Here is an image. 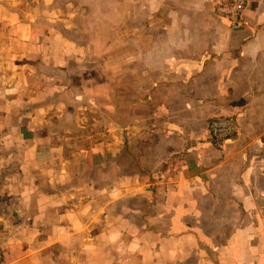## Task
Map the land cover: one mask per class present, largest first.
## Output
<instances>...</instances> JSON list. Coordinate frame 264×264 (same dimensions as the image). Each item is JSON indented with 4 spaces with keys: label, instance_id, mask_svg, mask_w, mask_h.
<instances>
[{
    "label": "crops",
    "instance_id": "crops-1",
    "mask_svg": "<svg viewBox=\"0 0 264 264\" xmlns=\"http://www.w3.org/2000/svg\"><path fill=\"white\" fill-rule=\"evenodd\" d=\"M214 2L206 1L203 15L197 3L178 0L181 16L203 17L195 30L175 22L165 27L172 38L157 41L151 56L142 51L141 74L156 72L131 109L141 105L148 117L125 118L121 138L117 125H109L89 146L74 135L76 107L60 100L78 44H69L61 28L40 26L16 10L13 34L0 40V264H264V234L249 227L264 222L249 184V143L240 146L239 173L231 158L239 150L226 153L239 128L221 148L189 138L192 120L207 122L206 130L219 114L257 117L264 127V0H247L249 24L239 30L214 12ZM186 30L203 36L181 39ZM135 174L156 180L137 182ZM118 177L126 187H118ZM148 187H169L163 211L147 210L156 195ZM133 192L150 200L138 219L132 204L118 203ZM202 199L217 220L222 205L250 215L228 219L234 227L214 247L215 258L199 244ZM163 215L162 229L156 225Z\"/></svg>",
    "mask_w": 264,
    "mask_h": 264
},
{
    "label": "rangeland",
    "instance_id": "rangeland-1",
    "mask_svg": "<svg viewBox=\"0 0 264 264\" xmlns=\"http://www.w3.org/2000/svg\"><path fill=\"white\" fill-rule=\"evenodd\" d=\"M206 1L191 0L192 6L197 3V9H204L203 15ZM177 5L179 7L178 0H0V40H8L9 35L13 34L10 26L16 24L18 10L24 18L35 16L40 26L61 28L65 38L71 42L69 44L72 42L78 44L75 56L82 60L75 56L72 59V64L66 72L69 78L64 77L66 87L64 94L60 95V100L76 107L75 114L79 117L80 125L73 132L74 135L83 137L85 145L89 146L100 139V136L109 133V125H117V136L121 138L124 135L125 118L130 115L137 118H141L142 115L145 119L148 117L146 109L142 112L141 105L131 109V106L134 107L137 103V92H141V88L150 83L156 72L149 69V74H141L142 51L151 56V50L157 49L154 47L157 41L172 38L171 33L163 32L165 27L175 22L181 30L188 27L195 30L196 24L203 17L198 14L181 16L176 11ZM198 35L203 36L202 33H189V30H186L182 31L179 37L190 39ZM109 104L113 105L111 112ZM185 122L182 120V123ZM238 122L237 139L228 143L226 153L231 155L239 150L241 145L249 143L246 154L253 158L254 164L249 184L258 192L259 212L264 217V127L259 125L261 122L257 117ZM205 127L201 120H192L190 140L201 139L208 142L210 138ZM202 134L203 138H200ZM240 157L241 150L231 157L239 173L243 169ZM118 161L124 164L122 158ZM226 173L230 176V173L234 175L235 171L226 169ZM132 178L140 182L142 177L135 174ZM142 179L156 180L151 176ZM123 181L124 179H119L118 187H126L125 184H121ZM222 186L220 187L222 194L226 195L227 186L224 184ZM148 188L156 193L150 197L151 201H154V206L150 205L149 208L147 203L150 200L141 192L128 193L118 198V203L126 201L138 209L134 210L135 219H138L142 208H147L150 214L156 213L157 210L163 211L160 205L165 200L169 187ZM202 209V216L200 215L196 222V226L202 227L204 237L199 242L200 248L215 258L214 247L221 245L234 227L228 219L234 216L240 218L245 212H239V209L242 210L239 205L236 207L222 205L216 209L220 216L217 220L210 213L207 199H202ZM248 214L245 216L250 218ZM166 225L167 216L163 215V219L156 226L163 229ZM249 227L264 234V222L256 225V228L254 225ZM261 258L264 261V257ZM240 264L252 263L246 261Z\"/></svg>",
    "mask_w": 264,
    "mask_h": 264
},
{
    "label": "built area",
    "instance_id": "built-area-1",
    "mask_svg": "<svg viewBox=\"0 0 264 264\" xmlns=\"http://www.w3.org/2000/svg\"><path fill=\"white\" fill-rule=\"evenodd\" d=\"M246 3L247 0H215L213 10L229 28L239 30L249 24L244 13ZM237 130L238 120L235 114L214 115L208 120L209 141L217 148H221L224 141L233 137ZM2 238L0 231V263L4 258V251L1 246Z\"/></svg>",
    "mask_w": 264,
    "mask_h": 264
}]
</instances>
